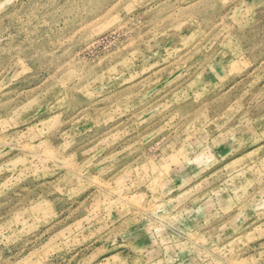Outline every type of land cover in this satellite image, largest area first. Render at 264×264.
I'll return each instance as SVG.
<instances>
[{"label": "rangeland", "instance_id": "obj_1", "mask_svg": "<svg viewBox=\"0 0 264 264\" xmlns=\"http://www.w3.org/2000/svg\"><path fill=\"white\" fill-rule=\"evenodd\" d=\"M0 264H264V0H0Z\"/></svg>", "mask_w": 264, "mask_h": 264}]
</instances>
